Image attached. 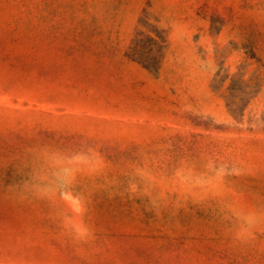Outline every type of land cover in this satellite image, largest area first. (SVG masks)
<instances>
[{
    "label": "rangeland",
    "instance_id": "obj_1",
    "mask_svg": "<svg viewBox=\"0 0 264 264\" xmlns=\"http://www.w3.org/2000/svg\"><path fill=\"white\" fill-rule=\"evenodd\" d=\"M0 264H264V0H0Z\"/></svg>",
    "mask_w": 264,
    "mask_h": 264
}]
</instances>
